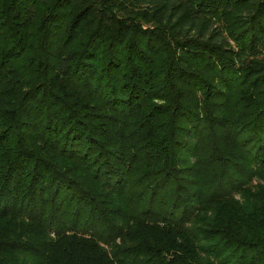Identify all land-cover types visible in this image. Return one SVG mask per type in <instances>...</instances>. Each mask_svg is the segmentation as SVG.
<instances>
[{
  "label": "trees",
  "instance_id": "trees-1",
  "mask_svg": "<svg viewBox=\"0 0 264 264\" xmlns=\"http://www.w3.org/2000/svg\"><path fill=\"white\" fill-rule=\"evenodd\" d=\"M0 264H264V0H0Z\"/></svg>",
  "mask_w": 264,
  "mask_h": 264
}]
</instances>
